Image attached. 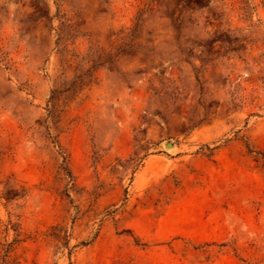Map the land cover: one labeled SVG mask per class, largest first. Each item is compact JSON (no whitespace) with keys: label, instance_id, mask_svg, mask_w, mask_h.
<instances>
[{"label":"rangeland","instance_id":"obj_1","mask_svg":"<svg viewBox=\"0 0 264 264\" xmlns=\"http://www.w3.org/2000/svg\"><path fill=\"white\" fill-rule=\"evenodd\" d=\"M0 264H264V0H0Z\"/></svg>","mask_w":264,"mask_h":264}]
</instances>
